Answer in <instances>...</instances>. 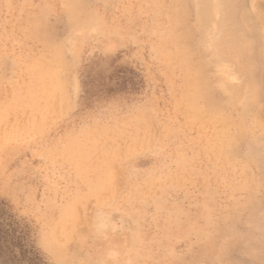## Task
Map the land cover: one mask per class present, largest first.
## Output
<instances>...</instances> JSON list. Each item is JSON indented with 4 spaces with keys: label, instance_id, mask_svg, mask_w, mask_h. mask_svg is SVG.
<instances>
[{
    "label": "rangeland",
    "instance_id": "374dc122",
    "mask_svg": "<svg viewBox=\"0 0 264 264\" xmlns=\"http://www.w3.org/2000/svg\"><path fill=\"white\" fill-rule=\"evenodd\" d=\"M231 1L0 0V264H264V0Z\"/></svg>",
    "mask_w": 264,
    "mask_h": 264
},
{
    "label": "bare ground",
    "instance_id": "6f19581e",
    "mask_svg": "<svg viewBox=\"0 0 264 264\" xmlns=\"http://www.w3.org/2000/svg\"><path fill=\"white\" fill-rule=\"evenodd\" d=\"M217 1H218V2H217ZM226 1H227V0H225V1H224V0L222 1V0H221V2H223V3L226 2ZM216 2L219 3L220 0H216ZM221 2L219 3V5H222V6H220V7H223L224 5H223V3H221ZM227 2H228V3H227ZM227 2L224 3V4H226V6H227L229 3H231L232 1H231V0L229 1V0H228ZM206 3L208 4V2H206ZM140 4H141V3H140ZM184 4H185V2H184ZM214 4H215V3H214ZM214 4H213V5H214ZM80 5H81V4H80ZM138 5H139V4H138ZM187 5H188V4H187ZM229 5L232 6V4H229ZM229 5H228V6H229ZM214 6H215V5H214ZM214 6L212 7V6H210L209 4L203 6V8L205 9V14H203L204 12L202 13L203 16L205 15L204 17H206L208 14L211 16V15H212L211 13H212L214 10H212V12H210V10H211V8L213 9ZM226 6H225V7H226ZM228 6H227V10L230 11V10H231V9H230L231 6H230V7H228ZM199 7H200V6H199ZM215 7H216V6H215ZM76 8H77V7H76ZM83 8H84V5H83ZM183 8H185V7L183 6ZM186 8H187V7H186ZM203 8H202V9H203ZM218 8H219V7H216L215 10H217ZM229 9H230V10H229ZM234 9H235V7H234ZM69 10L71 11V9H69ZM77 10L80 11V9H77ZM77 10H76V11H77ZM89 10H90V9H89ZM187 10H188V9H187ZM232 10H233V9H232ZM235 10H237V9H235ZM79 11H78V12H79ZM86 11H87V10H86ZM83 12H84V10L82 11V13H83ZM87 12H88V11H87ZM87 12H86V13H87ZM140 12H141V11H140ZM244 12H245V11H244ZM73 13H76V12H73ZM79 13H80V12H79ZM235 13H236V12H235ZM235 13L233 12V16L235 15ZM89 14H90V13H89ZM200 14H201V13H200ZM242 14H244V16H245V13H242ZM242 14L240 15V19L243 18V15H242ZM247 14H248V13H247ZM74 15H75V14H74ZM77 15H78V14H77ZM91 15H92V14H91ZM95 15H96V14H95ZM236 15H237V13H236ZM85 16H86V14H85ZM238 16H239V14H238ZM238 16H236V17L239 18ZM241 16H242V17H241ZM246 16H247V15H246ZM248 16H249V14H248ZM39 17H40V16H39ZM95 17H97V16H95ZM200 17H201V16H200ZM231 17H232V16H231ZM88 18H89V17H88ZM176 18H177V17H176ZM207 18H208V17H206V20H207ZM209 18H210V17H209ZM228 18H230V17H228ZM232 18H234V19L236 20L235 17H232ZM247 18H248V17H247ZM85 19H86V18H85ZM85 19H84V20H85ZM97 19H98V18H97ZM101 19H102V18H101ZM172 19H173V18H172ZM203 19H204V18H203ZM203 19H202V20H203ZM245 19H246V17H245L243 20L245 21ZM34 20H37V19L34 18ZM72 20H73V19H72ZM74 20H75V19H74ZM84 20H82V21H84ZM204 20H205V19H204ZM206 20H205V21H206ZM249 20H250V19H249ZM75 21L77 22L78 20H75ZM89 21H90V20H89ZM102 21H103V20H102ZM174 21H175V20H174ZM205 21H204V22H205ZM244 21H243V22H244ZM76 22H75V23H76ZM95 22H96V21H95ZM233 22H234V21H232V23H233ZM239 22L241 23L242 21H239ZM239 22H238V24L240 25ZM243 22H242V24H243ZM245 22H246V21H245ZM80 23H81V22H79V24H80ZM90 23H91V22H90ZM90 23H87L86 25H89V26H90V25H91ZM96 23H97V22H96ZM171 23H172V22H171ZM207 23H208V21H207ZM249 23H250V21H249ZM69 24H70V23H69ZM76 24H77V23H76ZM81 24H82V23H81ZM92 24H94V21H93ZM98 24H99V23H98ZM98 24H97V25H98ZM101 24H102V22H101ZM203 24H204V23H203ZM236 24H237V22H236ZM70 25H71V24H70ZM83 25L85 26V24H83ZM83 25H82V26H83ZM94 25H95V24H94ZM103 25H104V24H103ZM82 26H79V27H82ZM89 26H87L86 28L88 29ZM235 26H236V27H235ZM73 27H74V26H73ZM73 27H72V28H73ZM90 27H91V26H90ZM92 27H94V26H92ZM238 27L240 28L239 30L241 31V27H242V25H240V26H238ZM94 28H95V27H94ZM204 28H205V27H204ZM207 28H208V27H207ZM231 28H232V27H231ZM231 28H230V29H231ZM234 28H235V29H238V28H237V25H235V23H234L232 29H234ZM253 28H254V27H253ZM82 29H83V28H82ZM89 29H90V28H89ZM100 29H101V26H100ZM235 29H234V31H233V30H232V31L229 30L230 32H233V33H230V32H229V33H230L231 35H232V34L237 35V33H239V30H237V31H238V32H237ZM71 30H72V29H71ZM75 30H76V29H75ZM90 30H91V29H90ZM205 30H206V29H205ZM254 30H255V29H254ZM227 31H228V29H227ZM242 31H243V30H242ZM234 32H235V33H234ZM39 33H40V32H39ZM77 33H78V32H77ZM41 34H42V33H41ZM227 34H228V32H227ZM230 34H229V35H230ZM42 35H43V34H42ZM68 35H69V34H68ZM71 35H74V34H71ZM188 35H189V34H188ZM43 36H44V35H43ZM212 36H213V35H212ZM214 36H215V35H214ZM223 36H227V35H223ZM237 36H238V35H237ZM48 37H49V36H48ZM48 37L46 36L45 38H48ZM68 37H69V36H68ZM80 37H81V36H80ZM168 37H169V36H168ZM168 37H167V38H168ZM186 37H187V36H186ZM186 37H185V39H186ZM213 38H214V37H213ZM247 38H248V37H247ZM69 39H70V37H69ZM75 39H76V38H75ZM187 39H188V38H187ZM187 39H186V40H187ZM220 39H221V41H223V43H224L225 41H226V42L229 41V38H228V37H227L226 39H224V38H223V39H222V38H219L218 40H220ZM79 40H80V39H79ZM182 40L184 41V39H182ZM186 40H185V41H186ZM205 40H206V38H205ZM215 40H216V38H215ZM240 40H241V38H240V36H239V40H237V42L240 41ZM201 41H202V40H201ZM203 41H204V40H203ZM44 42H45V40H44ZM50 42H51V41H50ZM204 42H205V41H204ZM226 42H225V43H226ZM77 43H78V42H77ZM79 43H80V42H79ZM217 43H219V42H217ZM220 43H221V42H220ZM240 43H241V42H240ZM240 43H239V44H240ZM243 43H244V42H243ZM46 44H48V43H46ZM52 44H54V43H51V45H52ZM69 44H70V43H69ZM228 44H229V46L232 47V48H238V47H237V46H238V45H237L238 43H236V42L233 43V42H231V40H230V41L228 42ZM184 45H185V43H184ZM217 45H222V44H217ZM235 45H236V46H235ZM75 47H77V46H75ZM79 47H80V46H79ZM79 47H78V48H79ZM230 47H229V48H230ZM64 49H65V48H64ZM71 49H72V48H71ZM75 49H76V48H75ZM222 49H223V48H222ZM220 50H221V49H220ZM225 50H227V49H225ZM72 51H73V50H72ZM78 51H79V50H78ZM221 51H222V50H221ZM229 51H230V50H229ZM45 52H46V51H45ZM64 52H65V51H64ZM75 52H76V50H75ZM182 52H183V51H182ZM186 53H187V52H186ZM214 53H215V52H214ZM229 53H230V52H229ZM229 53H228V54H229ZM218 54H219V52H218ZM221 54H222V53H221ZM231 54H232V52H231ZM57 55H58V53H57ZM177 55H178V54H177ZM179 55H180V54H179ZM186 56H187V54H186ZM186 56H184V57H186ZM176 58H177V57H176ZM67 60H68V59H67ZM181 60H182V59H181ZM184 60H185V59H184ZM178 61H179V59H178ZM186 61H187V60H186ZM186 61H183V62H186ZM198 61H200V60H198ZM205 61H206V60H205ZM222 61H223V60H222ZM47 62H48V61H47ZM181 63H182V62H181ZM195 63H196V62H195ZM47 64H48V63H47ZM225 64H226V63H225ZM196 65H198V64H196ZM196 65H195V66H196ZM40 66H41V65H40ZM181 66H182V65H181ZM209 66H210V65H209ZM45 67H46V64H45ZM219 67H220V65H219ZM39 68H40V67H38V69H39ZM43 68H44V67H43ZM200 68H201V67H200ZM38 69H37V70H38ZM44 69H45V68H44ZM49 69H51V67H49ZM54 69H55V68H54ZM42 70H43V69H42ZM46 70H47V68H46ZM198 71H199V70H198ZM202 71H203V70H202ZM50 72H51V73H50ZM50 72H48V74H49V73H50V75L54 74V70L51 69ZM220 74H221V73H220ZM207 75H208V74H207ZM207 75H205V76H207ZM227 75H228V74H227ZM232 75H233V74H232ZM184 76H185V75H184ZM205 76H204L203 74H199V75H198V74H195V73H190V75L188 74V76L186 77V81H188V83H186V85H185V87H186L185 89H186V90L184 89V90H185L184 92L187 93V90H188V93H187V94L185 93L186 97H187V95H188V97H189V95L192 94V95L190 96V98H188V100H190V99L192 98V99H191V100L193 101V104L191 103L192 106H195L194 103L196 102V101L194 100L195 98L193 99L194 96H197V97H198V95L201 94V95H203V96L206 97V95H208V94H207V92H208V91H207V90H208V87H207V86H208V85L206 84V83H207V82H206V81H207L206 79H207L208 77H205ZM51 77H52V76H51ZM225 77H226V76H225ZM229 77H230V76H229ZM220 78H221V77H220ZM44 79H45V78H44ZM44 79H43V81H45ZM225 79H227V78H225ZM184 80H185V78H184ZM208 82H209V81H208ZM208 84H209V83H208ZM238 85H239V84H238ZM241 86H242V85H241ZM241 86H240V87H241ZM243 88H244V87H243ZM235 90H236V89H235ZM238 91H240V90H238ZM189 92H191V94H190ZM230 93H231V92H230ZM233 93H234V92H233ZM243 94H244V93H243ZM185 95H184V96H185ZM211 95H212V94H211ZM192 96H193V97H192ZM233 96H234V94H233ZM257 98H258V97H257ZM194 101H195V102H194ZM210 101H211V100H210V98H209V100H208V104H209V106H213L214 103L212 104ZM196 103H197V102H196ZM196 103H195V104H196ZM197 105H198V104H197ZM200 105H201V104H200ZM223 106H224V105H223ZM227 106H228V105H227ZM213 107H214V106H213ZM193 108H195V107H193ZM209 108H211V107H209ZM254 108H255V107H254ZM196 109H197V108H196ZM213 109H214V108H213ZM252 110H253V109H252ZM197 111H198V110H197ZM221 112H222V110H221ZM221 112H220V113H221ZM234 112H235V111H234ZM211 113H212V112H211ZM228 113H229V112H228ZM212 114H213V113H212ZM226 114H227V113H225V116H226ZM213 115H216V114H213ZM218 115H219V114H218ZM220 115H222V114H220ZM220 115H219V116H220ZM227 115H228V114H227ZM225 116H224V117H225ZM236 116H237V115H236ZM212 117H213V116H212ZM215 117H216V119H217V116H215ZM222 117H223V116H222ZM231 117H232V116H231ZM231 117H229V118L226 117V118L230 120ZM240 118H241V117H240ZM240 118H239V119H240ZM219 119L221 120V117H219L218 120H219ZM224 119H225V118H224ZM224 119H223V120H224ZM210 121H211V120H210ZM223 122H224V121H223ZM216 123H217V122H216ZM225 123H226V122H225ZM231 123H232V122H231ZM252 123H253V122H252ZM231 125H232V124H231ZM235 125H236V123H235ZM241 125H242V124H241ZM263 126H264V125H263ZM225 127H226V126H225ZM227 127H228V126H227ZM232 127H233V125H232ZM253 127H254V126H253ZM255 127H256V126H255ZM233 128H235V127H233ZM247 129H248V128H247ZM256 129H257V128H256ZM231 131H232V130H231ZM243 131H244V130H243ZM238 133H239V132H238ZM232 134H233V133H232ZM244 134H245V133H244ZM249 134H251V133H249ZM241 135H242V134H240V136H241ZM245 135H246V134H245ZM241 137H242V136H241ZM224 139H225V138H224ZM242 139H243V138H242ZM216 140H217V139H216ZM228 140H229V139H228ZM224 141H225V140H224ZM225 142H226V141H225ZM231 142H232V141H231ZM255 143H256V142H255ZM224 144H225V143H224ZM227 144H228V143H227ZM233 144H234V143H233ZM235 144H236V143H235ZM262 144H263V143H262ZM260 145H261V144H260ZM227 146H228V145H227ZM229 146L232 147L231 145H229ZM234 146L236 147V145H234ZM253 146H254V145H253ZM251 149H252V148H251ZM258 149H259V148H258ZM247 150H248V149H247ZM249 150H250V149H249ZM252 150H253V149H252ZM254 151H255V150H254ZM262 151H263V150H262ZM249 152H250V151H249ZM255 152H256V151H255ZM257 152H258V151H257ZM257 152H256V153H257ZM251 153H253V152H251ZM256 153H255V154H256ZM258 154H259V152H258ZM262 154H263V153H262ZM251 156H253V154H252ZM257 158H258V157H257ZM243 160H244V159H243ZM243 160H242V161H243ZM262 160H263V159H262ZM263 162H264V161H263ZM258 166H259V165H258ZM247 169H248V168H247ZM254 187H255V186H254ZM254 193H255V191H254ZM255 194H256V193H255ZM252 195H253V194H252ZM254 202H255V201H254ZM257 202H258V201H257ZM245 207H246V206H245ZM244 209H245V208H244ZM248 209H249V208H248ZM246 216H247V215H246ZM258 218H259V217H258ZM263 218H264V216H263ZM246 219H247V218H246ZM262 220H263V219H262ZM80 221H81V220H80ZM253 221H254V220H253ZM258 221H259V220H258ZM263 221H264V220H263ZM256 222H257V221H256ZM79 223H80V222H79ZM258 223H259V222H258ZM258 223H257V225H258ZM76 224H77V223H76ZM260 224H261V223H260ZM253 225H255V224H253ZM255 226H256V225H255ZM259 226H260V225H259ZM78 227H79V226H78ZM76 228H77V226H76ZM258 228H259V227H258ZM79 229H80V228H79ZM81 230H82V229H81ZM258 230H259V229H258ZM261 231H262V230H261ZM261 235H262V234H261ZM243 236H244V235H243ZM262 236H264V233H263ZM258 237H259V235H258ZM259 239H260V238H259ZM261 239H262V238H261ZM64 244H65V243H64ZM70 244H71V243H70ZM70 244H69V246H70ZM66 246H67V245H66ZM67 248H68V247H67ZM218 252H219V251H218ZM179 256H180V255H179ZM177 258H178V257H177ZM177 261H178V260H177ZM183 262H184V261H183Z\"/></svg>",
    "mask_w": 264,
    "mask_h": 264
}]
</instances>
